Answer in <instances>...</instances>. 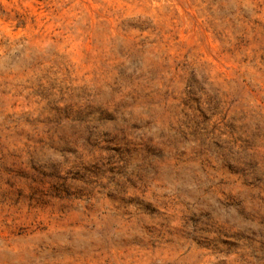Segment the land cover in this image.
I'll list each match as a JSON object with an SVG mask.
<instances>
[{"label": "rangeland", "instance_id": "1", "mask_svg": "<svg viewBox=\"0 0 264 264\" xmlns=\"http://www.w3.org/2000/svg\"><path fill=\"white\" fill-rule=\"evenodd\" d=\"M264 264V0H0V264Z\"/></svg>", "mask_w": 264, "mask_h": 264}, {"label": "clouds", "instance_id": "2", "mask_svg": "<svg viewBox=\"0 0 264 264\" xmlns=\"http://www.w3.org/2000/svg\"><path fill=\"white\" fill-rule=\"evenodd\" d=\"M236 264H243V262L240 261L239 259H236Z\"/></svg>", "mask_w": 264, "mask_h": 264}]
</instances>
